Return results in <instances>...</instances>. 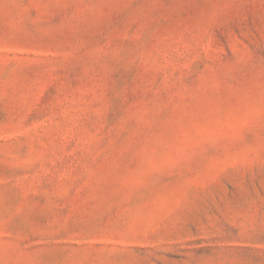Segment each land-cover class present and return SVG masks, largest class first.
Segmentation results:
<instances>
[{
    "label": "rangeland",
    "instance_id": "1",
    "mask_svg": "<svg viewBox=\"0 0 264 264\" xmlns=\"http://www.w3.org/2000/svg\"><path fill=\"white\" fill-rule=\"evenodd\" d=\"M0 264H264V0H0Z\"/></svg>",
    "mask_w": 264,
    "mask_h": 264
}]
</instances>
